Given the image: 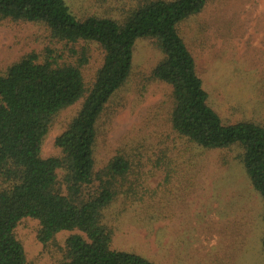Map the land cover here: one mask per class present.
<instances>
[{"label":"trees","instance_id":"obj_1","mask_svg":"<svg viewBox=\"0 0 264 264\" xmlns=\"http://www.w3.org/2000/svg\"><path fill=\"white\" fill-rule=\"evenodd\" d=\"M207 1L144 0L117 20L77 18L64 0H0V21L41 25L63 47L30 52L0 71V264H28L16 236L25 219L37 222L44 247L60 232H73L57 264H154L113 249V229L103 222L117 199L134 193L129 179L140 161L123 151L101 168L94 159L101 120L118 109L113 99L131 76L138 40H152L162 55L149 80L170 90L172 133L206 151L241 149L250 184L264 201V127L223 122L178 33ZM92 45L102 61L87 80ZM74 105L75 115L54 139L58 154L42 157L52 122Z\"/></svg>","mask_w":264,"mask_h":264},{"label":"rangeland","instance_id":"obj_2","mask_svg":"<svg viewBox=\"0 0 264 264\" xmlns=\"http://www.w3.org/2000/svg\"><path fill=\"white\" fill-rule=\"evenodd\" d=\"M64 1L77 18L118 20L144 0ZM178 33L195 59L208 104L223 122L264 127V0H208ZM62 48L41 25L0 21V71L30 52ZM161 58L152 40L135 42L131 76L113 99L118 109L100 123L97 168L118 151L140 161L129 179L134 193L103 214L113 229L112 248L154 264H264V201L250 184L242 151L202 150L172 133L170 90L149 80ZM101 61V51L92 45L87 80ZM77 107L54 119L42 157L58 154L54 139ZM38 229L30 219L16 229L28 264H57L73 232H60L44 247L36 240Z\"/></svg>","mask_w":264,"mask_h":264}]
</instances>
